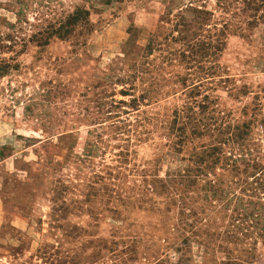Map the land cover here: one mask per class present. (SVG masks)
Instances as JSON below:
<instances>
[{"label":"rangeland","instance_id":"1","mask_svg":"<svg viewBox=\"0 0 264 264\" xmlns=\"http://www.w3.org/2000/svg\"><path fill=\"white\" fill-rule=\"evenodd\" d=\"M262 186L264 0H0V264H264Z\"/></svg>","mask_w":264,"mask_h":264},{"label":"trees","instance_id":"2","mask_svg":"<svg viewBox=\"0 0 264 264\" xmlns=\"http://www.w3.org/2000/svg\"><path fill=\"white\" fill-rule=\"evenodd\" d=\"M18 16H19V20L14 23V24H9V28L14 30V34L12 35H8V37L12 38V40L15 41H25L26 40V33H25V26L24 24L28 23V21H26V19H23L24 17L21 16V14L18 11ZM89 16V13L87 11H83L81 9H76L74 12H72L71 14H69L66 18L65 21L61 22V24L59 26H56V24H49L47 26H44L43 28H41L40 30L38 29V31H34L35 34L31 35L29 38V41H34V38H39L37 39L38 41L46 44L50 41L51 38L55 37L56 35H60V36H71L73 33H75V29L77 28V26H80L81 24H85V22L87 21V17ZM257 166V165H256ZM262 174H260L261 176ZM249 184V183H248ZM264 189V186H262ZM264 192V190H263ZM221 197L226 199L227 195H228V190L225 191V193H220ZM251 196L257 195V191H254L253 193H251ZM223 195L225 197H223ZM252 198V197H251ZM219 199L221 200V198L219 197ZM238 202H237V210H245L247 208V206H253L256 207L258 210L263 209V211L261 212L263 214L262 218L259 220V222L257 223L256 226H258L260 228L259 233L264 235V205H260L258 202H254L252 199L250 200H244L242 197L241 198H237ZM252 200V201H251ZM253 202V204H252ZM255 212L253 210L250 211V215L255 216ZM239 216H242V214H240ZM259 216V215H258Z\"/></svg>","mask_w":264,"mask_h":264}]
</instances>
